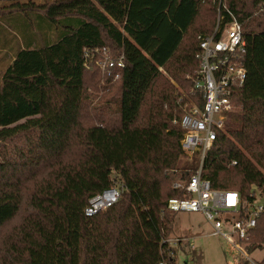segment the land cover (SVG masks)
Returning a JSON list of instances; mask_svg holds the SVG:
<instances>
[{"label":"trees","instance_id":"1","mask_svg":"<svg viewBox=\"0 0 264 264\" xmlns=\"http://www.w3.org/2000/svg\"><path fill=\"white\" fill-rule=\"evenodd\" d=\"M213 1L27 0L4 7V23L19 41H0V142L22 140L27 148L0 155V231L23 219L0 242V264L158 263L176 214L167 200L183 197L173 186L199 164L182 151L172 119L183 104L201 106L189 77L198 70L197 36L215 25ZM225 3L246 42V78L232 90L234 111L205 154L201 176L212 189L245 198L252 185L264 194V0ZM95 49L122 55L124 68L108 76L92 62L87 68L84 52ZM99 86L102 97L90 109L95 96L88 90ZM112 186L118 201L84 216L88 202ZM254 234L264 242V216Z\"/></svg>","mask_w":264,"mask_h":264},{"label":"built area","instance_id":"2","mask_svg":"<svg viewBox=\"0 0 264 264\" xmlns=\"http://www.w3.org/2000/svg\"><path fill=\"white\" fill-rule=\"evenodd\" d=\"M226 0H215L216 19L209 35L197 36L198 62L192 80V92L202 100L201 106L183 104L182 114L174 116L172 123L180 127V146L186 156L196 155L197 168L189 180L173 187L183 190L182 198H170L166 210L173 213H200L209 224L210 236L221 237L241 256V264H264V242L255 240L257 221L264 216V194L252 185L247 197L236 191H221L211 188L209 180L201 176L203 160L207 151L216 141L217 134L223 131L228 114L234 111L230 101L234 88H240L246 78V70L241 59L246 53V42L241 26L226 9ZM93 55L99 57L97 65L102 74L108 76L110 69H123V56L110 57L105 50L85 51V66ZM118 75H113L116 80ZM182 99L180 98L179 101ZM236 163L232 161L230 166ZM120 191L116 186L103 190L92 198L84 208V216L91 217L114 205ZM255 240V241H254ZM193 247L192 238L185 236L168 237L160 243L161 259L157 264H167L163 253L166 251L176 258L179 250ZM172 251V252H170Z\"/></svg>","mask_w":264,"mask_h":264},{"label":"rangeland","instance_id":"3","mask_svg":"<svg viewBox=\"0 0 264 264\" xmlns=\"http://www.w3.org/2000/svg\"><path fill=\"white\" fill-rule=\"evenodd\" d=\"M23 2L27 0H0V28L6 30L7 36L0 35V41L5 42L10 39L13 43H18L19 36L11 31L4 23V17L2 15L9 14L4 8L14 2ZM36 4L44 1L53 0H31ZM55 1V0H54ZM4 10V11H3ZM16 38V40H14ZM20 43V42H19ZM5 55L0 53V74L6 66ZM7 62V61H6ZM93 63L97 68L98 57L96 59L90 58L87 63V68L90 67V63ZM92 93V100L90 109L100 99L102 91L100 86L97 91L88 90ZM97 95V96H96ZM33 141V139H32ZM27 148L25 142L22 140H15L10 142H0V155H6L13 158L16 151H21ZM117 184V182H115ZM118 185V184H117ZM118 187V186H117ZM23 219L17 217L14 221H11L0 231V242L7 241V239L16 233V229L20 227ZM211 232L209 224L205 222L204 217L200 213H176L174 218L173 233L168 236H185L192 238L193 247L187 250H179L176 254L175 264H241V256L232 247L229 246L221 237L210 236ZM208 234V235H207ZM1 247V245H0Z\"/></svg>","mask_w":264,"mask_h":264},{"label":"crops","instance_id":"4","mask_svg":"<svg viewBox=\"0 0 264 264\" xmlns=\"http://www.w3.org/2000/svg\"><path fill=\"white\" fill-rule=\"evenodd\" d=\"M208 235V234H207Z\"/></svg>","mask_w":264,"mask_h":264}]
</instances>
